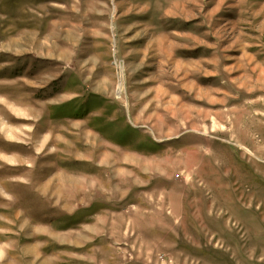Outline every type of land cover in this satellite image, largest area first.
Here are the masks:
<instances>
[{
  "label": "rangeland",
  "instance_id": "374dc122",
  "mask_svg": "<svg viewBox=\"0 0 264 264\" xmlns=\"http://www.w3.org/2000/svg\"><path fill=\"white\" fill-rule=\"evenodd\" d=\"M0 264H264V0H0Z\"/></svg>",
  "mask_w": 264,
  "mask_h": 264
}]
</instances>
